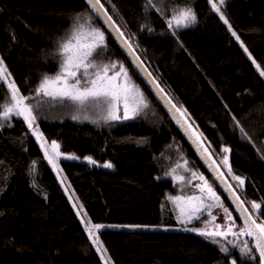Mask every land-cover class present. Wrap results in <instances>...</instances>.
Returning a JSON list of instances; mask_svg holds the SVG:
<instances>
[{
  "label": "trees",
  "instance_id": "1",
  "mask_svg": "<svg viewBox=\"0 0 264 264\" xmlns=\"http://www.w3.org/2000/svg\"><path fill=\"white\" fill-rule=\"evenodd\" d=\"M101 1L200 129L250 209L252 202L262 204L259 213L251 210L258 222L264 220V77L224 22L264 71V0ZM187 8L195 22L170 28L173 15ZM79 24L104 32L94 62L120 63L141 90L147 106L129 119H109L97 100L81 104L37 95L42 78L59 71L60 44ZM0 57L48 139L60 140L65 150L112 162L113 170L61 162L91 220L168 226L100 230L114 264H232V258L236 264H259L251 237L213 238L178 223L170 196L179 191L178 176L188 178L195 171L214 187L239 230L243 227L87 0H0ZM11 103L9 88L0 80V113ZM225 156L231 173L222 162ZM179 166L185 169L174 177L170 172ZM234 175L244 179L243 186ZM245 242L251 253L241 251ZM0 264H104L32 131L15 113L7 119L0 115Z\"/></svg>",
  "mask_w": 264,
  "mask_h": 264
},
{
  "label": "snow or ice",
  "instance_id": "2",
  "mask_svg": "<svg viewBox=\"0 0 264 264\" xmlns=\"http://www.w3.org/2000/svg\"><path fill=\"white\" fill-rule=\"evenodd\" d=\"M89 6L93 8L98 13L103 8V5L100 3V0H87ZM220 4L224 3V0H219ZM213 10L219 12L220 8L216 3H212ZM104 16L107 20L111 21L112 17L104 12ZM223 19V16L221 17ZM196 20L195 14L190 8L180 10L176 15H173L172 19L168 21L169 27L172 28L175 25L176 28L187 27L190 24L194 23ZM226 24L228 21L225 19ZM116 31L121 37H123V32L117 28ZM175 34V33H173ZM233 36L239 37L235 32L232 33ZM104 32L99 28L92 27L88 31H85V26L79 24L74 26L70 37L60 44V55L63 57L59 71L54 76L45 75L39 86L36 89L37 95L43 94L44 96L51 97L52 99H70L75 102L83 104L85 101L100 100L101 98L108 105V118L111 120H118L120 117L116 115V110L118 102L123 99L124 101V119L130 118L129 113V98L131 97L134 100L135 106L132 108L131 113L134 115L139 111L141 106H147L146 101L143 98V94L139 92L135 85L131 84L129 81L128 73L124 69L123 65H120V69L114 75L109 76L108 72L111 68H115L116 64L113 63L109 65H97L94 60V54L98 55L97 50L102 48L104 45ZM125 44L131 48V44H128L127 41H124ZM245 52L248 51L247 48L244 49ZM251 59V56L249 55ZM253 64H256V61L252 60ZM259 69V65H256ZM90 69H96L94 73H90ZM123 74L125 82L123 84L117 83L118 77ZM10 73L7 71V67L4 65L3 58H0V80L7 83L10 95H11V104L3 105V112L0 113L4 119H7L10 114L15 113L16 115L22 116L25 121H27L29 128L32 127L35 117L32 115V109L24 103L25 97L19 94V89L15 85V81H10ZM150 75V74H149ZM260 75L264 76V71H260ZM69 80H73L74 83H69ZM82 84L89 86L81 87ZM243 131V130H242ZM36 134V133H34ZM37 139H41L39 134ZM41 148L45 149V157L48 159L49 163L53 167H57L55 163V158L52 155H49L47 148H45V143H41ZM51 148L55 156L61 155L59 153V145L53 141ZM224 152H228L229 149H223ZM75 159L76 157H70ZM91 164H95L96 161L92 160L91 157H86ZM223 164L228 166L229 173H231V167L228 165V157L225 156L223 159ZM105 168H112L111 163H105L103 165ZM182 179V178H181ZM200 179H204L203 176ZM233 179L238 181L240 186H243L245 181L240 176H233ZM230 187V186H229ZM207 190L211 197L219 200V197L216 196L215 192L212 191L211 187L207 185L205 181L202 191ZM178 199V198H177ZM190 200H197V197H189ZM234 199L238 202V208L241 210L243 217V227L240 229L239 233L233 232L234 221H232L231 214L228 213L227 208L224 209L226 213V219L231 223L226 227L225 230H218L213 232H205L199 229H193L194 231L199 232L201 235L212 236V237H227L229 234L233 236L246 235L251 237L254 240V249L259 254V264H264V220L258 222V217L253 216L249 210L243 207L240 198L234 195ZM264 203V202H262ZM262 207L261 203L252 202L251 209L254 212L259 213ZM195 212H200L201 207H196ZM211 215V213H209ZM193 217L190 216L189 220ZM215 219V217H213ZM87 231L89 237L94 236V230L103 227L99 224H91L89 222ZM217 229L220 228V225L216 226ZM98 238L93 239V244L97 243ZM99 251V248L97 249ZM253 249L248 247L247 242H245L244 248L241 249L245 254L251 253ZM221 251L227 252V248H221ZM232 264H236V261L233 260Z\"/></svg>",
  "mask_w": 264,
  "mask_h": 264
},
{
  "label": "rangeland",
  "instance_id": "3",
  "mask_svg": "<svg viewBox=\"0 0 264 264\" xmlns=\"http://www.w3.org/2000/svg\"><path fill=\"white\" fill-rule=\"evenodd\" d=\"M213 3H215V2H213ZM219 14L222 16L221 10L219 11ZM223 19H224V17H223ZM224 21H225V19H224ZM227 25L230 27L232 32H235L236 35L239 37V39H237L236 36H235V39L239 42V44H241V46L244 49L247 48L246 45L244 44V42L242 41V39L240 38L239 34L231 27L229 22L227 23ZM88 30L89 29L85 28V31H88ZM247 54H248V56L249 55L251 56V60L254 59L256 61V59L253 57V55L251 54V52L249 50L247 51ZM113 63L116 64V67L115 68H111L110 67V70L108 72L109 76L114 75L120 69V65L121 64L117 63V62L108 63L106 65L110 66ZM4 65H5V63H4ZM103 65H105V64H103ZM256 65H259L257 61H256L255 66ZM256 68H257V66H256ZM124 69H125V67H124ZM258 70H259V72L263 71L261 67H259ZM7 71H8V69H7ZM95 71H96V69H90L89 70L90 73H94ZM128 77H129V75H128ZM9 80L10 81H14L11 78V76L9 77ZM129 81H130L131 84L135 85L130 77H129ZM116 82L120 83V84H123L125 82V78H124L123 74H121L118 77ZM69 83L70 84L74 83V81L73 80H69ZM15 85L19 89V87L17 86L16 83H15ZM85 86H89V85H86V84H82L81 85V87H85ZM136 88L139 90L140 93H142L141 90L137 86H136ZM19 94L24 96L22 94V92L20 91V89H19ZM97 101H98L99 105L101 107H103L104 110H106V114L108 116L109 108H108L107 103H105L102 98L100 100H97ZM24 103L26 105H28L26 97H25ZM128 103H129L130 117H132L133 115L131 113V110L135 106V103H134V100L131 97L129 98ZM116 115H118L120 117V119H124V101H123V99H121L118 102ZM23 120H24V118H23ZM25 123L28 126L27 121H25ZM30 130L32 131V134L35 137L36 141L38 142L40 148H41V143L44 142L45 143V148H47V150L49 152V155L54 156L55 163L57 165V167H55V168L53 167L52 164L49 163L48 159L46 157L45 158L48 161L50 167L52 168V170H53L58 182L60 183V185H61V187L63 189V191L65 192L66 196L70 200V202H71L74 210L76 211L78 217L80 218L84 228L87 229V227L90 226L89 222L91 224H99V225L103 226V227H101L99 229H95L94 230V236L91 239L93 240V239L98 238L97 243L94 244V245H95L96 250L99 248V251L97 250V252L100 255V257H101L102 261L104 262V264H114V263L111 260L110 256L108 255L107 250H106V248L104 247V245H103V243L101 241L100 234H99L100 230H102V229H113V228L114 229H118V228H125V229H130V228L131 229L168 228V226L157 225V224H129V223H117V222H94L93 220H91V218L88 215V213H87L82 201L80 200V198L76 194V192H75L74 188L72 187L69 179L65 175L64 170L62 168L61 162L63 160L80 161V162H85V163H88V164H90L92 166L100 167V168H103V169H106V170H113L114 166L112 168L103 167V165L105 163H111L112 164V162L110 160H98V159L94 158L91 155H79V154H77L74 151H69V150L63 149L60 140H58V139H48L44 135V133L42 132L38 122L35 119L33 121V125L30 128ZM34 133L39 134L41 139L38 140L37 139V135L34 134ZM53 141H55L59 145V153H61V155H59V156H55V154H54V152H53V150L51 148V144H52ZM41 150H42V152L45 155V149L41 148ZM73 156L76 157V158L75 159L70 158V157H73ZM86 157H91L92 160L96 161V163L95 164L89 163V161L87 159H85ZM180 169H185V166H179L178 168H175L174 170H172L170 172V174L175 177V173L178 172V170H180ZM200 177L201 176L198 175L195 171H191V174L189 175L188 178H184L183 175L182 176H178L179 179H177V183H178L179 191L177 193H175V194H172L170 196V199L172 200V203H173V208H174V211H175L176 219L178 220V223H180V224H187V227L189 228V230H191L192 232L197 233V234H199V232L194 231L193 229H199V230H203L205 232H213V231H218V230H225L226 227L229 226V224L231 223L228 219H226V213L224 211L225 207H224L223 203L221 202L219 195L214 190V187L207 181V179L204 178L202 180V179H200ZM205 181L207 182V185L211 187L212 191L215 192L216 196L219 197V200L215 199L214 197H211L206 189L204 191L201 190L204 187V185H205ZM189 197H197L199 199L190 200ZM196 207H201V211L200 212H195L194 209ZM209 213H211V215H209ZM228 213H230V212L228 211ZM190 216L193 217L191 220H189ZM213 217H215V219H213ZM231 218H232V221H234L233 217H232V214H231ZM198 219L201 220L200 224L196 223V221ZM217 225H220L219 229H217V227H216ZM239 231L240 230H239L238 224H236L234 222L233 232L239 233ZM199 235H201V234H199ZM203 236H206V235H203ZM208 237H210V236H208ZM213 238H215V237H213ZM221 238H223V237H221ZM233 260L234 259L232 258L231 262H233Z\"/></svg>",
  "mask_w": 264,
  "mask_h": 264
},
{
  "label": "water",
  "instance_id": "4",
  "mask_svg": "<svg viewBox=\"0 0 264 264\" xmlns=\"http://www.w3.org/2000/svg\"><path fill=\"white\" fill-rule=\"evenodd\" d=\"M100 3L103 5V8L100 10V12L98 13L94 9L93 10L107 27L111 35L115 38L150 90L156 96L168 115L175 122L176 126L179 128L185 139L188 141L211 175L214 177L222 191L225 193L229 201L238 212L242 221L243 217L241 210L238 208V202L234 199V195L240 198V202H242L243 207L247 208L253 216H256L246 201L243 199L237 187L229 178L224 167L214 155L200 129L197 127L185 109L175 99L169 89L164 85L160 77L153 71L146 59L139 53L122 26L108 11L101 0ZM105 11L109 16L112 17L111 21L107 20V18L104 16ZM117 28L120 30V32H123V37H121L116 31ZM124 41H127L128 44H131V48H129L128 45L124 43Z\"/></svg>",
  "mask_w": 264,
  "mask_h": 264
}]
</instances>
